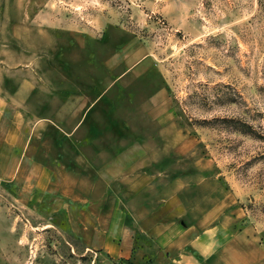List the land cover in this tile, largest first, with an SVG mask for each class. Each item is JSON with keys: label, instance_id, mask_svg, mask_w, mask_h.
<instances>
[{"label": "rangeland", "instance_id": "374dc122", "mask_svg": "<svg viewBox=\"0 0 264 264\" xmlns=\"http://www.w3.org/2000/svg\"><path fill=\"white\" fill-rule=\"evenodd\" d=\"M0 93V264H264V0H0Z\"/></svg>", "mask_w": 264, "mask_h": 264}, {"label": "crops", "instance_id": "0c3cea01", "mask_svg": "<svg viewBox=\"0 0 264 264\" xmlns=\"http://www.w3.org/2000/svg\"><path fill=\"white\" fill-rule=\"evenodd\" d=\"M3 94L0 93V177H14L26 158L30 132L21 108L12 113L9 121L6 122L7 124H3L4 113L6 109L11 108ZM50 175L51 171L47 168L39 169L33 186L35 193L39 194L48 187ZM228 262L229 260L224 261L225 264Z\"/></svg>", "mask_w": 264, "mask_h": 264}]
</instances>
